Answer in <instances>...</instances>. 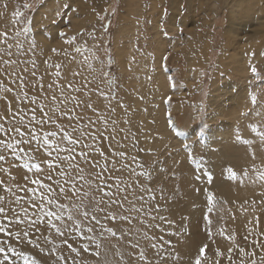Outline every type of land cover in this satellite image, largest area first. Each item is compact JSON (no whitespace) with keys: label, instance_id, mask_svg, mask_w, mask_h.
I'll use <instances>...</instances> for the list:
<instances>
[{"label":"rangeland","instance_id":"obj_1","mask_svg":"<svg viewBox=\"0 0 264 264\" xmlns=\"http://www.w3.org/2000/svg\"><path fill=\"white\" fill-rule=\"evenodd\" d=\"M236 1L227 0L222 4V0H0V33H7L9 42L14 44L15 34L24 27L25 18L31 22V31L22 34L19 42L26 50L35 45V48L27 51L26 58L36 62L37 74L43 75L46 83L56 81L63 84L74 80L79 84L83 77L98 76L100 71L109 73L110 80H105L102 87L115 90L118 99L127 106V114L124 109L116 107L117 119L120 127L125 129L123 135L128 136L129 140L131 134L137 137L138 146L130 149L131 154L136 155L141 163L146 162L145 166L153 172L154 184L151 186L156 203L160 206L159 212L162 211H154V214L166 217L169 213L164 205L173 200L187 175L178 172L179 157L173 152H189L193 163L199 162L197 176L202 179L206 170L212 177L215 172L206 156L207 147L204 141L200 142L205 137L209 140L215 138L208 134L212 128L221 129V140L229 134L231 136V132L236 133L232 143L238 145L242 140V151L245 153L247 150V155L250 154L248 168L237 167L233 172L234 179L237 178L243 185H248V181L255 185L252 180L258 182L255 179L264 174V0H257V8L252 15L254 19L250 23L241 21L238 14L237 18L228 21V17L231 18V14L236 11ZM24 4L29 7L25 8ZM65 4H70V9H65ZM17 12L22 15L18 17ZM73 37L75 40L71 44L66 42ZM77 47L81 49L80 53L76 52ZM93 54L96 59H91ZM85 57H89L95 72L84 63ZM253 67L257 70L255 73L251 70ZM57 71L60 72L59 79L56 77ZM74 73L80 75L74 77ZM217 79L220 80L221 88L225 87L226 80L237 90L234 111L229 110L233 100L224 101L216 112L211 111L210 102H206L207 97L212 95V87ZM173 83L175 88L172 87ZM92 99L101 106L107 104L103 97L93 96ZM4 107V101L0 100V109ZM161 107L166 123L170 113L178 130L182 135H187L181 138V135L176 136L171 130L172 137L180 138L181 144L171 145L168 142L171 137H167L169 134L161 136L162 130L157 126ZM124 120L129 123L125 125ZM245 141L257 142L251 146ZM139 148H151L153 152L149 155L140 152ZM25 162L21 160L17 168L10 169V174L15 177L10 183L17 184L19 180L18 183L23 184L25 175L35 179L34 169L29 171L22 167ZM28 162L38 163L39 160ZM19 170L22 174L17 173ZM231 171L228 170V173ZM0 179L7 181L8 176L0 174ZM261 180L263 184L259 186L264 190V179ZM0 194L6 195L2 188ZM67 195L75 199L72 193ZM254 198L255 194L250 193L245 199L250 205L248 211L240 209L246 216H243L240 228L233 226L230 210H226L228 202L220 200L219 208L216 197L204 194L194 204L184 203L180 206L192 214L190 218L186 216L185 222L171 225L162 223L161 227L166 230L164 233L155 228L146 229L138 221H133L131 225L122 223L120 227L132 228L138 235L144 231H149L150 235H163L165 241L171 242L170 246L165 245L167 252L172 254L166 264H171L185 253L181 249L175 250L177 233L186 231L190 222L198 223L196 230L202 234V240L195 244L190 264H195L199 249L204 245L207 248L201 264H214L217 259L219 264H234L236 260L241 264V260L247 261L239 248L245 252L255 251L257 260L264 255V249L252 245L253 239L264 242V236L254 237L250 234L253 231L250 221L256 218L259 219V228L256 230L264 232V201L255 202ZM245 200L241 204L245 205ZM148 223L156 222L149 220ZM108 226L113 227L111 223ZM130 238L134 239L129 236L118 239L107 235L105 238L97 234L99 250L94 246L92 250L102 254L98 257L102 260L91 259L82 252L77 259L80 264H144L138 259L143 249L149 260H155L154 251L146 241H140L141 249H132L127 244ZM221 241L224 242L222 246ZM70 243L77 247L76 241ZM22 244L16 245L17 250L39 261L31 254L35 248L28 245L29 250L23 251L19 249ZM229 248L233 250L231 261L227 258ZM217 251L222 254L220 257L216 256ZM41 255L45 256L44 253ZM13 260L15 264H24L23 259L13 257Z\"/></svg>","mask_w":264,"mask_h":264},{"label":"snow or ice","instance_id":"obj_2","mask_svg":"<svg viewBox=\"0 0 264 264\" xmlns=\"http://www.w3.org/2000/svg\"><path fill=\"white\" fill-rule=\"evenodd\" d=\"M24 7L29 5L24 4ZM64 8L70 9V4H65ZM16 15L19 17L22 13ZM29 31L31 22L25 18L24 27L15 34L14 44L9 42L7 33H0V100L6 105L0 109V174L8 176L7 181L0 179V188L6 193L0 194V264H15L13 257L23 259L24 264H49L53 258L55 264H80L77 258L81 249L99 255L91 251L92 246H100L97 234L105 238L106 235L118 239L134 237L127 241L132 249H141L140 241L144 240L154 251L155 260H149L141 249L139 261L166 264L172 254L165 245L170 246L171 242L165 241L163 235H150L149 231L138 235L132 228L120 227L122 223L131 225L138 221L146 229L155 228L164 233L166 230L161 224L174 222L164 215L154 214V211L159 213L160 206L151 186L153 172L145 166L146 162L141 163L131 154L130 149L137 148L139 141L135 134H131L130 140L123 135L125 129L120 127L116 107L127 114V106L118 99L115 90L102 87L105 80H110L109 73L100 71L98 76L83 77L79 84L74 80L63 84L46 83L44 76L37 74L36 62L26 58L27 51L35 45L26 50L19 42V37ZM74 40L75 37L66 42L71 44ZM75 50L81 51L79 47ZM91 59H96L94 54ZM84 63L95 72L89 57L84 58ZM251 70L257 71L254 67ZM79 75L73 74L74 77ZM56 77L60 78L59 71ZM172 87L175 88V83ZM93 96L103 97L107 104L94 103ZM123 123L127 125L129 121ZM167 124L176 136L182 135L170 113ZM139 151L149 155L153 152L151 148H139ZM37 159L38 163L28 162ZM21 160L26 161L23 168L35 170V179L25 175V183L12 184L10 181L15 177L10 169L17 168ZM194 162L199 168V162ZM204 175L210 177L211 174L205 170ZM260 178L264 179V174ZM69 192L74 200L67 195ZM61 200L66 202L61 203ZM149 220L156 223L149 224ZM109 223L113 227H109ZM250 223L253 224L251 235L264 236V232L256 230L258 218ZM69 238L87 243L76 247L69 243ZM22 243L44 253L46 259L33 260L18 251L16 245ZM62 245L66 246L68 254L60 251ZM252 245L264 249V242L256 239ZM205 248L207 245L199 249L195 264H201ZM238 250L248 257V261L241 260V264H264V255L257 260L255 251ZM232 251L228 249L230 261ZM221 255L216 252L217 257ZM214 264H219V259Z\"/></svg>","mask_w":264,"mask_h":264},{"label":"bare ground","instance_id":"obj_3","mask_svg":"<svg viewBox=\"0 0 264 264\" xmlns=\"http://www.w3.org/2000/svg\"><path fill=\"white\" fill-rule=\"evenodd\" d=\"M226 1L227 0H222L221 3L224 4V3H226ZM235 5L237 7L236 11L234 14H231V18L228 17V21L233 19V18H237V14H238L239 19H241V21H244L245 23H250L253 21L254 17H252V15L255 12L254 9L257 8L256 7L257 0H238V2ZM234 28H236V27H234ZM234 55H235V53H234ZM240 56H241V54H240ZM232 62H234V61H232ZM235 71H236V69H235ZM237 80H238V78H237ZM219 82H220V80H218V79L215 80L213 87H212V95L207 97L206 102L207 103L210 102L211 111L214 112V110H215V112H216L219 110V108L221 107V105L223 104L224 101L233 100L232 104L229 106V110L234 111L235 106L237 105V104L234 105V103L236 102L235 92L238 93L237 90L235 91V88L232 85V83H230L226 80H225V87L224 88L220 87ZM236 86H237V84H236ZM243 86H244V83H243ZM240 99H239V102H241ZM157 114H155V115H157ZM154 119H156V117ZM157 124H158L157 125L158 128L162 130L161 136L162 135L164 136V134L165 135L169 134L167 137H169V136L171 137V138H169L170 140L168 141L171 143V145L181 144V141L179 140L180 138H177L176 136L172 137L171 129L169 128L168 124L164 120L162 107L160 108V115H159V118L157 120ZM231 126H232V124H231ZM230 132H231V130H230ZM190 133L192 134V132H190ZM222 133L223 132L221 131V129L212 128L208 134L215 136V138L209 140L207 137H205V138H203L202 141H200V142L204 141V144H205L204 146L207 147L206 148V156L208 157V159L211 162L210 166L212 167V170L215 172L212 177L211 176L208 177V176L204 175V177L202 179H200V180L196 179L197 173H198L197 166L195 163H193L192 158L190 156V153L186 152L185 150H178V151L173 152V153H175V156L178 155V157H179V160H178L179 162H177L178 163V167H177L178 172L179 173L181 172L183 175L184 174L185 175L187 174V175H186L185 179L182 180L180 185H179V188H180L179 192H176V193L174 192L176 195L173 198V200L171 202L167 201L166 204L164 205L166 212L169 213V215L166 216V218L168 220L173 221L174 223H172V224H178V223L185 222L187 220L186 216H188L190 218L189 215H192V214L188 210L181 209L180 206L182 204L184 205V203L187 205H188V203L189 204L191 203V205L194 204L197 201L198 197H200L202 194L208 195L211 197L212 196L216 197L218 204H219V208H220V200L228 202V204L226 205V210H230L229 212L231 213V216H232V219L234 222L233 226L234 227L237 226V228H240L243 225V218L246 217V216H244L243 212L240 211V209L245 208L246 211H248L250 209V205L247 204L246 200H245V199H247V196L250 193L255 194V198H254L255 202L264 201V190H263V187L261 188L259 186V185L263 184V181L260 178L255 179L258 182H255L254 180H252V182L255 183V185L250 184L249 182H251V181H248V185H243V184L239 183V180L237 178L234 179V173L233 172L235 169H237V167L248 168L247 167V166H249L248 162H251L250 161L251 158H248V156L250 154L247 155L248 154V153H246L247 150L245 153H244V151H242L243 150V146H241L242 140H241V142L240 141L238 142V145L232 143L234 141L233 135H235L236 133L234 134L233 132H231L232 133L231 136H229L230 135L229 134L226 139L224 138V140H221V139H223V138H220L221 136L223 137ZM181 136H182L181 138H183V137H186L187 135L186 136L181 135ZM254 142L256 143L257 141H254ZM253 143H251V146ZM254 145H256V144H254ZM213 146H214V148H212ZM167 169H168V167H167ZM175 169H176V167H175ZM230 169H232V171L228 173V170H230ZM20 170L17 171V173L22 174L23 170H21L22 173H20ZM176 172L177 171H175V173ZM182 174H181V176H182ZM18 177H20V176H18ZM171 179H173V178H171ZM18 182H19V180H18ZM245 183H247V182H245ZM170 192H173V191L170 190ZM244 200H245V205L241 204V203H243ZM161 212L162 211H160L159 213H161ZM198 213H200V212H198ZM159 215H161V214H159ZM190 220H192V219H190ZM196 224L198 225V223H196ZM196 224L190 222L189 223L190 226L186 231H182V232L177 233V238H176V241L174 244L175 250L181 249L185 253L181 255V259L173 261V262H171V264H190L191 259L194 255V249L196 246L195 244L199 243L202 240V234L196 230L197 229ZM71 241H73V240L71 238H69V243ZM75 241L77 242V247H79L81 243H84V242H81L80 240H75ZM222 245H224L223 241H221V246ZM19 249L23 250V251H27V250H29V247L27 244H22L21 246H19ZM96 249L99 250L98 248H96ZM60 251H63L65 254H68V250H67L66 246H62ZM91 251L93 253H95V251H93L92 248H91ZM81 252L84 253L85 255L89 256V258H91V259H95L97 261L102 260V258H98L102 254H99L97 256L94 254H89L87 252H84L82 249H81ZM31 254L34 257H36L39 261L46 259V257L41 255V253L36 249H32ZM72 255L74 256V254H72ZM245 258H246V261H248V257L245 256ZM49 264H55V262L50 260ZM81 264H83V263H81ZM234 264H238L237 260L234 262Z\"/></svg>","mask_w":264,"mask_h":264}]
</instances>
